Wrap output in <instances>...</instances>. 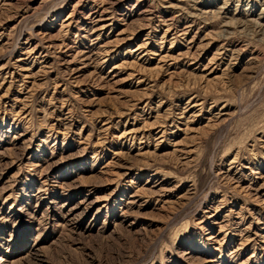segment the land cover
Listing matches in <instances>:
<instances>
[{
  "label": "rangeland",
  "instance_id": "obj_1",
  "mask_svg": "<svg viewBox=\"0 0 264 264\" xmlns=\"http://www.w3.org/2000/svg\"><path fill=\"white\" fill-rule=\"evenodd\" d=\"M0 264H264V0H0Z\"/></svg>",
  "mask_w": 264,
  "mask_h": 264
}]
</instances>
